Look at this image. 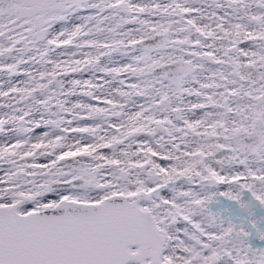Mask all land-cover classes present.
Listing matches in <instances>:
<instances>
[{"label":"snow or ice","instance_id":"obj_1","mask_svg":"<svg viewBox=\"0 0 264 264\" xmlns=\"http://www.w3.org/2000/svg\"><path fill=\"white\" fill-rule=\"evenodd\" d=\"M0 264H264V0H0Z\"/></svg>","mask_w":264,"mask_h":264}]
</instances>
